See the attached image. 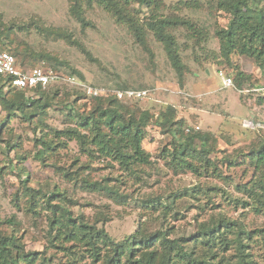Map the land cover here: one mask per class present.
<instances>
[{"label":"rangeland","instance_id":"obj_1","mask_svg":"<svg viewBox=\"0 0 264 264\" xmlns=\"http://www.w3.org/2000/svg\"><path fill=\"white\" fill-rule=\"evenodd\" d=\"M162 1L168 7L165 12L168 13L170 6L179 0ZM72 5V0H0V27L4 28H0V49L9 51L15 46L26 49L27 59L15 56L24 69L32 65L51 71L56 68L54 72L59 75L75 69V83L67 82L70 86L117 91L121 90L118 86L127 85V89L148 90L146 96L130 103L153 114L142 141V147L151 155L150 163L140 171V180L127 178L113 161L82 155L73 141L42 163L34 157V152L40 147L41 139H46L45 134L50 137L55 130L65 129L70 124L65 117L67 109L61 106L49 108L41 120L37 117L33 120L34 126L20 114L8 116L0 105V122L4 121L0 127V232H10L9 224L12 223L26 251L44 250L43 255L51 260L49 264H66L69 259L68 254L63 256L47 240L50 213L41 199L37 202L41 209L38 216L32 217L23 208L16 207L17 194L19 202L27 200L19 194L22 183L16 173L17 167L23 165L30 180L28 186L43 192L53 189L55 184L67 188L71 198L67 205L73 214L82 213L93 218L99 211L105 213L109 217L103 224L105 230L117 241L131 234L140 220L145 219L149 230L159 227V222L152 220L151 213L142 206L144 203L139 202L149 197L170 200L178 195L174 209L179 211L180 218L173 220L170 217L169 224L186 231L196 229L200 221L212 213L201 212L196 206L208 200L201 188H209L211 201L207 207L215 203L218 205L215 213L238 219L247 230H262L249 239L246 251L256 264H264V210L255 213L249 206L241 204L249 198L234 188L236 183L250 181L253 177V168L244 154L264 139V104L257 100L264 96V71L246 55L231 53L229 61L220 55L214 31L226 26L229 15L205 5L200 10L178 12L192 19L198 27L202 26L207 33L205 40L196 45L192 38L184 37L183 29L176 32L179 54L188 68L180 82L163 45L154 40L151 33L146 34L148 49H145L136 43L126 26L115 22L112 14L99 4L82 3V15L87 24L79 21ZM136 8V4L132 5L134 16L139 15L140 20L145 21L146 10L137 12ZM6 27L10 30L6 31ZM40 54L52 58L40 60ZM219 70L233 78L231 87L221 86ZM237 71L246 76L239 82L240 87L235 82ZM59 83L62 85L63 81ZM67 90L70 92L71 87ZM68 95L64 96L62 91L59 97L65 101L75 97L71 93ZM78 104L87 110L91 99L82 98ZM169 106L175 109L176 119L184 121L183 133L206 135L207 147L212 151L210 157L227 175L228 181L206 174L195 176L192 172L176 174L161 159L160 153L170 146L173 135L154 122ZM249 121L258 123L260 129L245 126ZM194 144L199 147V140L196 139ZM236 156L237 162L228 165V159ZM75 157H79L80 163H88L85 173L89 179L114 184L129 195V201L124 205L117 204L100 193H88L68 184L62 175L64 171L75 169ZM192 189L198 199L179 195ZM228 197L240 200L236 204H227ZM58 199V196L54 197L53 203ZM40 204L43 206L39 207ZM19 206L22 205L19 203Z\"/></svg>","mask_w":264,"mask_h":264},{"label":"trees","instance_id":"obj_2","mask_svg":"<svg viewBox=\"0 0 264 264\" xmlns=\"http://www.w3.org/2000/svg\"><path fill=\"white\" fill-rule=\"evenodd\" d=\"M72 1L73 12L83 24L87 22L82 15V3L95 2L106 12H110L115 22L126 26L141 47L148 49L146 34L151 33L154 40L163 45L180 82L188 68L181 60L176 32L183 29L184 37L192 38L196 45L205 40L207 33L202 26L198 27L192 19L179 15L178 12L184 9L200 10L203 5L211 10L226 12L229 15L228 23L214 31L219 42L220 55L228 61L231 53L246 55L264 71V0H205L204 4L199 0H179L170 6L168 13H165L168 7L162 0ZM135 4L137 12L146 10L145 21H141L139 15L134 16L132 5ZM8 30L10 27H6V31ZM8 52L24 59L29 56L26 49L19 46L12 47ZM38 57L40 60L52 58L44 54ZM53 59L57 62L56 58ZM58 63L63 64L62 61ZM33 67L37 66L32 65L31 68ZM75 73L77 71L72 69L64 76L75 78ZM243 79H246V76L237 71V87H240L239 82ZM59 82L45 87L36 85L19 89L10 86L8 78L0 75V105L8 116L15 117V114H20L36 126L33 120L36 117L41 120L49 108L61 106L67 109L65 117L70 124L65 129L55 130L50 137L45 134L46 139H41L34 157L43 163L46 158L56 154L59 148H67L68 142L73 141L82 155L88 158L109 159L119 166L127 178L140 180V171L150 163L151 155L142 147V141L153 117L147 109L130 103L140 98L118 99L114 93L93 96L75 85L70 86L67 82L59 85ZM67 87H71L70 92ZM118 87L121 90L128 88L127 85ZM62 91L64 96H69L70 93L75 95L74 99L62 100L59 97ZM85 97L91 99V106L87 110L77 105V102ZM257 100L258 103L264 104V96L258 97ZM3 122H0V127ZM154 124L173 135L170 146L163 148L160 156L174 173L192 172L195 176L206 174L228 181L227 175L222 173L210 157L212 151L207 147L206 135L196 132L183 133L184 121L176 119L172 106L166 111H161ZM258 126V123H254L252 129H260ZM196 139L200 142V148L194 144ZM244 155L253 168V177L250 181L236 183L234 188L249 198L248 201L242 200L241 204L249 206L255 213H260L264 210V139ZM236 159L237 156L228 159V165L235 164ZM74 162L75 169L64 171L62 175L73 188L88 193H100L117 204L124 205L129 201V195L121 192L114 184L106 183V180L101 182L89 179L88 173H85L88 163H80L79 157H75ZM17 168L16 173L22 183V192L19 194L24 195L27 200L19 202L17 194L16 200L14 199L16 207L23 208L25 213L33 217L41 212V209H38V200L44 202L50 213L47 217V240L51 246L59 249L63 256L68 254L66 264H256L251 259V254L246 251V246L249 239L259 235L262 230H247L238 219L229 218L221 212L215 213L214 209L218 206L215 203H211L210 208L207 207L211 201L207 192L209 188H201L208 200L196 206L201 212L212 213L200 221L196 229L186 231L182 227L169 224L170 217L173 220L180 218L179 211L174 209L175 196L178 195L171 199L167 197L170 200L149 197L139 202L144 203L142 206L151 213L152 220L159 222V227L149 230L143 219L131 234L117 241L105 230L103 224L109 219L105 213L99 211L98 216L93 218H87L82 213L73 214L67 205V201L71 200L67 188L55 184L53 189L43 192L40 188L27 185L30 180L23 165ZM193 192L192 189L179 195L198 199ZM56 196L59 198L58 202L53 203ZM226 200L227 204H236L240 199L228 197ZM19 203L22 206H19ZM9 228L10 232H0V264L51 262L49 257L43 255L44 250L26 251L12 223Z\"/></svg>","mask_w":264,"mask_h":264},{"label":"built area","instance_id":"obj_3","mask_svg":"<svg viewBox=\"0 0 264 264\" xmlns=\"http://www.w3.org/2000/svg\"><path fill=\"white\" fill-rule=\"evenodd\" d=\"M0 75L8 78L9 85L15 88L24 89L31 88L36 85L45 87L48 84L58 83L59 81L63 82H73V78L66 77L64 75H59L58 73L45 70L40 66L24 69L19 66L17 59L11 53L5 50H0ZM218 76L221 81L222 87H231L233 85L232 78L222 71L218 72ZM86 94L97 96V95H106L108 93H114L118 99L124 97L130 98H142L147 95L148 90L146 89H126V90H117V91H107L106 89L93 88V87H84ZM245 125V124H244ZM245 126L252 127V121Z\"/></svg>","mask_w":264,"mask_h":264}]
</instances>
